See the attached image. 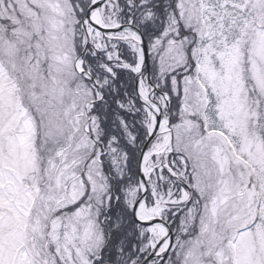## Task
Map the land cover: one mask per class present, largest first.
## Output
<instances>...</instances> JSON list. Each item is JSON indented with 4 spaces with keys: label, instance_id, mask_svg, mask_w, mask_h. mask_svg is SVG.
I'll return each mask as SVG.
<instances>
[{
    "label": "snow or ice",
    "instance_id": "6c2138e0",
    "mask_svg": "<svg viewBox=\"0 0 264 264\" xmlns=\"http://www.w3.org/2000/svg\"><path fill=\"white\" fill-rule=\"evenodd\" d=\"M0 264H264V0H0Z\"/></svg>",
    "mask_w": 264,
    "mask_h": 264
}]
</instances>
